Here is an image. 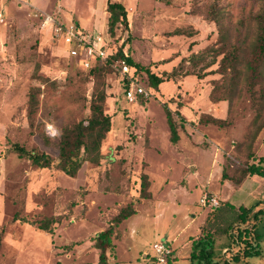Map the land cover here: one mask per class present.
I'll return each instance as SVG.
<instances>
[{
	"label": "rangeland",
	"instance_id": "1",
	"mask_svg": "<svg viewBox=\"0 0 264 264\" xmlns=\"http://www.w3.org/2000/svg\"><path fill=\"white\" fill-rule=\"evenodd\" d=\"M118 1L128 10L129 28L121 24L115 28V44L124 42L122 47L136 62L151 66L158 75L170 72L182 58L216 45L217 24L208 18L217 13L213 8L219 10L214 16L224 15L235 22L257 11L262 3ZM106 4L107 0H0L4 17L0 21V264H101L95 236L129 203L136 212L116 227L115 247L107 251L109 264H149L147 252L156 241L175 248L177 258L171 264H201L191 257L193 241L208 228L216 238L213 261L230 262L237 246L224 229L236 214H212L207 228L201 230L209 211L224 202L211 208L199 200L206 192L217 196L214 192L223 172L233 174L247 161L248 133L257 114L254 97L244 88L231 105L228 100L213 102L211 89L227 77L219 72L204 78L182 73L156 89L144 71L140 81L152 95L130 101L119 70L112 66L102 81L68 56L51 24L44 22L50 14L63 23L75 22L106 36L110 14ZM180 29L186 33L176 34ZM37 65L49 83L34 77ZM191 68L185 65L183 71ZM102 85L113 126L99 164L86 161L72 177L58 168L37 167L12 148L18 142L56 157L62 129L89 117L92 96ZM35 86H41L42 93L30 117L29 93ZM165 104L176 120L182 122L179 112L185 118L186 129L179 128L181 139L175 143ZM211 115L228 123L208 122ZM256 146L263 155L264 129ZM143 173L150 182L145 198L140 195ZM252 187L247 181L244 188ZM244 196L238 206L255 204ZM45 218L50 219L52 232L40 228ZM258 229L264 240V220Z\"/></svg>",
	"mask_w": 264,
	"mask_h": 264
},
{
	"label": "trees",
	"instance_id": "2",
	"mask_svg": "<svg viewBox=\"0 0 264 264\" xmlns=\"http://www.w3.org/2000/svg\"><path fill=\"white\" fill-rule=\"evenodd\" d=\"M107 10L110 12L108 19V30L114 35L115 28L121 24L129 28L128 10L121 1L108 0ZM213 10H219L217 7ZM215 13L208 14V18L217 24L218 39L216 45L207 46L203 52L192 53L188 58H182L180 62L168 72L162 75L152 72L151 66L136 62L131 56L127 57V62L137 69L140 79L141 73L146 72L150 80V85L159 89V85L174 76L180 74H196L199 78H204L212 72H219L226 76L224 81L214 84L210 92L213 102L228 100L231 105L236 95L244 88L253 95L257 107V114L253 118L248 133L247 161L240 165L233 174L223 173V178L230 179L236 184H241L244 179L251 175L264 177V154L257 152V140L260 132L264 129V0L257 11L249 12L245 17L232 22L224 15L220 18ZM184 29L176 30V34H185ZM122 46L118 53L107 60H96L90 71L102 81L105 74L113 71V62L123 54ZM76 63L80 62L76 59ZM204 61L200 67V63ZM188 63V64H187ZM214 64L217 68L209 69ZM185 65H191L190 70H184ZM199 67L197 71L194 67ZM40 66L37 65L34 77L41 80L43 84L50 82V78L39 74ZM194 70V71H193ZM38 71V73H37ZM226 79V80H225ZM141 80V79H140ZM103 84V83H102ZM124 88H128L129 80H123ZM98 87V86H97ZM42 93L41 86H35L29 93V116L32 117L39 105V95ZM259 94L258 96L256 94ZM1 94V87H0ZM107 91L105 86H101L92 96L90 103L91 113L88 118L65 126L59 135V148L56 157L37 148H27L18 142L12 143V148L20 157H26L37 167H52L64 171L67 175L75 177L83 163L93 162L99 164L104 158L102 146L113 126L112 115L106 111ZM167 121L171 131V140L175 143L179 140L180 121L174 118L173 112L165 104ZM218 125L227 124L226 119L210 116L207 120ZM242 146V144L240 145ZM251 160V162H250ZM141 197H148L150 185L148 175H141ZM262 206H259L261 205ZM228 211L234 212L236 218L231 220L225 230L231 243L237 246L231 256L230 262L223 264H260L264 261V240L258 227L264 220V199L252 206L224 202L223 205L211 210L204 219L201 230L207 228V223L211 220V215L225 216ZM136 212L133 203L124 206L116 214L111 224L104 230L99 231L95 236V246L99 249V262L109 264L107 251L115 247L114 237L116 227L125 219ZM51 221L48 218L40 220V228L52 232ZM193 241L192 258H198L201 264H219V260L213 261L216 238L213 231L206 229V232ZM177 257L171 259L170 264ZM259 260V261H258ZM264 263V262H263ZM88 264V263H77Z\"/></svg>",
	"mask_w": 264,
	"mask_h": 264
},
{
	"label": "built area",
	"instance_id": "3",
	"mask_svg": "<svg viewBox=\"0 0 264 264\" xmlns=\"http://www.w3.org/2000/svg\"><path fill=\"white\" fill-rule=\"evenodd\" d=\"M0 21H4L1 12ZM44 22L51 24L53 35L67 46L68 56L76 58L82 66L88 69L94 66L96 60H107L115 56L124 43L121 42L117 46L115 37L105 36L101 32H90L75 22L63 23L50 14H47ZM121 49L123 54L113 62L112 66L121 72L122 80H129V86L125 89L126 97L134 101L139 95H152V91L141 83L137 69L127 62V57L130 56L128 51L123 47ZM199 201L203 207L212 208L218 207L221 200L214 194L206 192ZM148 255L149 264H170L171 259L175 257V249L168 242L156 241L151 246V252Z\"/></svg>",
	"mask_w": 264,
	"mask_h": 264
},
{
	"label": "crops",
	"instance_id": "4",
	"mask_svg": "<svg viewBox=\"0 0 264 264\" xmlns=\"http://www.w3.org/2000/svg\"><path fill=\"white\" fill-rule=\"evenodd\" d=\"M107 6H108V0H107L106 7ZM108 12L109 11L107 10V13ZM109 16H110V14H107V19H106L107 24H108ZM107 27H108V25H107ZM88 31L93 32V33L95 32V31H91V30H88ZM108 32H109V30H108ZM108 34L106 36L113 37V35H111L110 33H108ZM64 50L67 53V46L66 45H65ZM162 84H163V82L159 85V87H162L161 86ZM224 103L225 102H222L220 105H224ZM178 114H179L180 118L182 119V122L180 123V127L179 128H182V131H185L186 126H183L184 125L183 121L185 120V118H184V116H182L180 114V112ZM179 139H181V136H180ZM260 146H261V142L259 144V147ZM234 160H235V162H238L236 159H234ZM231 165H233V163ZM247 181H251V183L253 184V187L252 188H249V189H245L244 188ZM260 188H262V189L264 188V177H262V176H259V175H251V176H248L246 179H244V181L241 184H236V183H234L230 179L223 178V174H222V176H221V183H220L219 189L218 190H215L214 193H216L217 196H220L221 195L220 200H222L223 202H229L231 204H234L235 206L237 205L236 207H239L238 206L240 204L239 202H242L243 201V199H241V196H243V195H245L244 196V199L245 200H246V198H249L250 200H254L255 204L258 201L264 199L263 191H262V193L259 192V189ZM240 192H244V193L243 194H240ZM240 200H242V201H240ZM259 206H262V204L259 205ZM150 252H151V249H150V251L147 252L148 259H149V255L148 254ZM175 256H177L176 252H175Z\"/></svg>",
	"mask_w": 264,
	"mask_h": 264
}]
</instances>
